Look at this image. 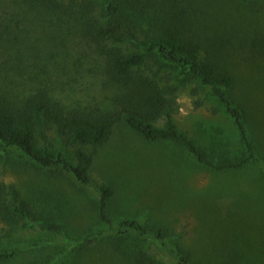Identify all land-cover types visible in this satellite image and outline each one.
<instances>
[{
	"label": "rangeland",
	"instance_id": "obj_1",
	"mask_svg": "<svg viewBox=\"0 0 264 264\" xmlns=\"http://www.w3.org/2000/svg\"><path fill=\"white\" fill-rule=\"evenodd\" d=\"M183 1L205 7L221 19L219 29L236 36L226 64L237 78L233 95L248 108L257 161L237 171H215L174 143L146 141L120 124L94 153L90 177L115 188L109 205L113 224L134 216L150 227L161 226L172 242L190 252L189 264H264V51L241 42L245 36L264 38V0ZM12 11L3 15L8 26L0 24V93L21 96L40 88L68 109L104 101L100 57L75 19L25 7ZM161 72L171 73L179 87L178 128L216 157L238 153L235 129L209 90L183 80L171 67ZM47 135L53 149L74 158V148L54 128ZM84 149L93 152L90 146ZM0 179L15 184L45 216L61 223L70 239L14 233L0 240V248L18 254L0 264H136L132 253H126L131 247L148 250L161 264H177L157 242L133 237L119 244L111 228L100 222L93 187L47 170L1 143Z\"/></svg>",
	"mask_w": 264,
	"mask_h": 264
},
{
	"label": "trees",
	"instance_id": "obj_2",
	"mask_svg": "<svg viewBox=\"0 0 264 264\" xmlns=\"http://www.w3.org/2000/svg\"><path fill=\"white\" fill-rule=\"evenodd\" d=\"M23 7L61 20L75 19L100 57L107 93L101 103L71 109L40 88L21 96L0 93V143L47 170L71 176L83 187H93L98 194L100 222L111 228L119 244L133 237L154 241L165 247L177 264H189L190 252L172 242L161 226L150 227L134 216L121 217L113 224L109 205L115 188L94 183L90 170L94 153L120 124L146 141L174 143L215 171H237L257 161L248 108L234 97L237 78L226 64L235 51L236 36L219 29L221 19L205 7L183 0H82L79 4L75 0H0V24L7 27L3 15ZM241 42L264 51L263 37L245 36ZM164 66L177 71L183 80L209 90L235 129L238 153L226 151L216 157L214 150L199 145L178 128L174 115L178 112L179 87L171 73L161 72ZM192 93L196 95L197 88ZM196 105H201L199 99ZM51 128L74 148L73 159L51 147L47 135ZM85 146L93 152H87ZM21 232L49 233L64 242L70 240L61 223L45 216L15 184L0 179V240ZM126 253H132L136 264H161L143 248L131 247ZM17 254L12 248H0V263L11 261Z\"/></svg>",
	"mask_w": 264,
	"mask_h": 264
}]
</instances>
